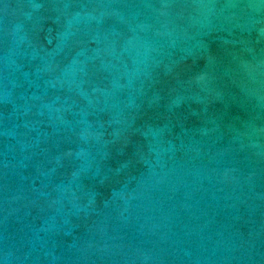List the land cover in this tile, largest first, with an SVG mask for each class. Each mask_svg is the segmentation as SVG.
Listing matches in <instances>:
<instances>
[{
  "label": "water",
  "instance_id": "obj_1",
  "mask_svg": "<svg viewBox=\"0 0 264 264\" xmlns=\"http://www.w3.org/2000/svg\"><path fill=\"white\" fill-rule=\"evenodd\" d=\"M0 264H264V0H0Z\"/></svg>",
  "mask_w": 264,
  "mask_h": 264
}]
</instances>
